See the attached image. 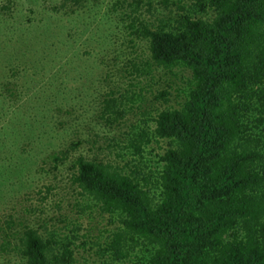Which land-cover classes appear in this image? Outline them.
Returning <instances> with one entry per match:
<instances>
[{
    "label": "trees",
    "instance_id": "16d2710c",
    "mask_svg": "<svg viewBox=\"0 0 264 264\" xmlns=\"http://www.w3.org/2000/svg\"><path fill=\"white\" fill-rule=\"evenodd\" d=\"M35 4L0 0V123L23 107L36 127L47 117L44 163L72 162L74 195L40 188L5 216L0 251L16 264H264V0ZM93 24L116 57L98 77L79 49ZM96 215L106 226L83 231Z\"/></svg>",
    "mask_w": 264,
    "mask_h": 264
},
{
    "label": "rangeland",
    "instance_id": "374dc122",
    "mask_svg": "<svg viewBox=\"0 0 264 264\" xmlns=\"http://www.w3.org/2000/svg\"><path fill=\"white\" fill-rule=\"evenodd\" d=\"M42 1L44 0H35V6H40V9ZM104 1L109 5L108 8H110L113 7L116 0ZM37 16L39 17V15ZM60 18L56 20H60ZM112 18L114 17H109V19ZM91 21L92 19H89L85 22L87 26ZM46 24L54 25L53 21L49 18L46 19ZM37 29L43 30L42 26L37 27L36 30ZM113 29H115V27ZM90 31V39L87 42H82L81 46H79L83 54L81 63L84 67L85 75L89 74V76L94 75L98 77L100 73L103 74L111 70V67L116 64V57L114 50L113 52L111 51V44L107 45L106 42L101 43L105 37L107 38L106 34L108 31L105 30V27H98L96 24H93ZM120 35L124 39H127L124 33ZM34 36L35 33L33 32L32 37ZM39 43L41 42L35 41V38H33L31 46L32 55L29 56V59L37 61L39 58L42 51V45L40 46ZM118 48L120 47L117 46V49ZM142 48H145L144 44H142ZM7 49L9 50V48ZM51 50L57 49L51 48ZM128 51L130 50L128 49ZM84 82L90 85L92 83V78H85ZM161 83L162 80L158 82V85ZM25 108L27 107H23L22 113L18 112L14 115H8L0 123V242L3 231L5 232L3 226V222L6 218L5 216L13 211H22L26 205L37 204L41 196L37 192L40 188L45 190V185L50 183L57 184L58 187L56 191L60 192V197H63L65 202L74 195L69 179L71 171L70 165L72 162L67 161L65 165L60 166L57 170H54L50 163H44L45 153L47 152L46 145L50 137L56 135L58 131L54 130L52 132L51 124H48L49 119L47 117H43L42 122L44 123H42L41 127L40 125L36 127V121H32V118H27V113L24 112ZM65 108H70L71 110V107ZM74 109H80V107H73V110ZM79 111L74 112V114H65V119L70 121ZM1 125H4L3 128H1ZM11 128L14 133L9 135V130ZM3 132L5 134H3ZM78 133L83 134L85 132L78 131ZM65 135L67 136V134ZM70 135L71 134H68L67 137ZM10 138H14L13 142L9 140ZM88 148L89 147L85 145L81 147L76 154L87 153ZM2 171L8 174L2 177ZM63 187H65L64 190ZM51 197L50 195V199ZM4 202H6L5 205H3ZM52 202L53 201L46 204L49 212L52 210ZM80 222L84 227L83 231L93 225L95 227L94 231L97 232L96 227L106 226L107 218L102 219L96 215V218L91 222L88 216H84L83 220H80ZM8 256L9 255H5L0 251V264H16L14 257L12 256V259H10Z\"/></svg>",
    "mask_w": 264,
    "mask_h": 264
}]
</instances>
